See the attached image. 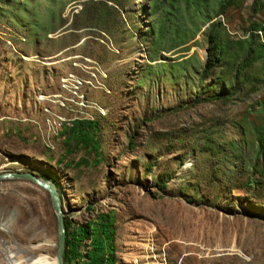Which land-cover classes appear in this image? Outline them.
<instances>
[{
    "label": "rangeland",
    "instance_id": "374dc122",
    "mask_svg": "<svg viewBox=\"0 0 264 264\" xmlns=\"http://www.w3.org/2000/svg\"><path fill=\"white\" fill-rule=\"evenodd\" d=\"M66 117L98 129L64 157ZM9 172L72 228L112 213L116 264H264V0H0ZM57 242L48 193L0 182V264Z\"/></svg>",
    "mask_w": 264,
    "mask_h": 264
},
{
    "label": "trees",
    "instance_id": "16d2710c",
    "mask_svg": "<svg viewBox=\"0 0 264 264\" xmlns=\"http://www.w3.org/2000/svg\"><path fill=\"white\" fill-rule=\"evenodd\" d=\"M258 27L256 24L251 25L254 30ZM210 43L214 40L210 38ZM215 44L213 48L216 49ZM70 138L64 139V154L77 145L87 144L90 140L88 132L92 134L98 129L96 121H74ZM86 130V131H85ZM92 145L98 148V144L93 139ZM92 146V147H93ZM96 151V149H94ZM66 157V154L64 155ZM60 158L58 162H62ZM46 180V177H43ZM54 183V182H53ZM97 222V223H96ZM65 244L63 253L64 264H116L115 255V225L112 213L99 215L94 223L88 222L82 226L70 227L69 222H65ZM88 242V244H85ZM82 250L84 253H82Z\"/></svg>",
    "mask_w": 264,
    "mask_h": 264
},
{
    "label": "water",
    "instance_id": "95a60500",
    "mask_svg": "<svg viewBox=\"0 0 264 264\" xmlns=\"http://www.w3.org/2000/svg\"><path fill=\"white\" fill-rule=\"evenodd\" d=\"M9 180L26 181L48 193L58 224V242H57L55 260H56V264H64L63 253H64V244H65V236H66L65 220H64V213L62 211V207L60 203L59 192L56 186L52 182L46 181L42 178H38L37 176L31 173L9 172V173L0 174V182L9 181Z\"/></svg>",
    "mask_w": 264,
    "mask_h": 264
},
{
    "label": "built area",
    "instance_id": "2783aa9c",
    "mask_svg": "<svg viewBox=\"0 0 264 264\" xmlns=\"http://www.w3.org/2000/svg\"><path fill=\"white\" fill-rule=\"evenodd\" d=\"M63 112V110H60ZM75 122H72L70 118L66 117V121L57 122V126L54 129V137L58 136L59 132H62L65 128H72Z\"/></svg>",
    "mask_w": 264,
    "mask_h": 264
},
{
    "label": "bare ground",
    "instance_id": "6f19581e",
    "mask_svg": "<svg viewBox=\"0 0 264 264\" xmlns=\"http://www.w3.org/2000/svg\"><path fill=\"white\" fill-rule=\"evenodd\" d=\"M55 264H56V260H55Z\"/></svg>",
    "mask_w": 264,
    "mask_h": 264
}]
</instances>
